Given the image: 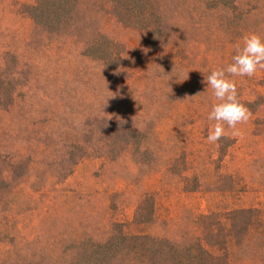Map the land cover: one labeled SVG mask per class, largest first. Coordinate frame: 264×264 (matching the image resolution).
Listing matches in <instances>:
<instances>
[{"label": "rangeland", "instance_id": "rangeland-1", "mask_svg": "<svg viewBox=\"0 0 264 264\" xmlns=\"http://www.w3.org/2000/svg\"><path fill=\"white\" fill-rule=\"evenodd\" d=\"M35 3L0 0V264H88L121 226L184 246L229 213V264H264V70L232 77L251 117L216 144L203 83L264 39V0H148L122 23L84 0L54 32Z\"/></svg>", "mask_w": 264, "mask_h": 264}, {"label": "trees", "instance_id": "trees-1", "mask_svg": "<svg viewBox=\"0 0 264 264\" xmlns=\"http://www.w3.org/2000/svg\"><path fill=\"white\" fill-rule=\"evenodd\" d=\"M99 1L111 5L114 12L112 13L122 23L126 22L125 18L129 13L137 14V9L134 8L136 3L141 5L143 2L147 3L148 0ZM83 2L84 0H36L35 5L29 8V14L38 25L54 32L68 24H72L74 15L81 11ZM138 10L139 15L145 12L140 8ZM143 18L146 19V17ZM225 220L229 224L225 223L223 226L218 224L210 227V229L206 228L203 230L200 239L184 246L168 239H159L144 234L139 229L135 232L131 231V228L124 230V226H121L118 230L119 236H114L102 244L90 245L85 249L83 248V250L88 252L86 254L89 259L88 264H96V261L103 259V257L105 259L110 257L121 245H124L125 250L132 255L133 262L137 264H229L227 254L230 239L228 237H234L238 225H235L233 213H229ZM222 230L227 232L225 240L222 243L212 242L210 238L217 237ZM75 264L86 263L79 261Z\"/></svg>", "mask_w": 264, "mask_h": 264}, {"label": "clouds", "instance_id": "clouds-1", "mask_svg": "<svg viewBox=\"0 0 264 264\" xmlns=\"http://www.w3.org/2000/svg\"><path fill=\"white\" fill-rule=\"evenodd\" d=\"M241 44L236 45V54L232 63L224 68L212 70L210 74H203L206 92L212 91L217 103H214L208 115L209 121H214L209 128L207 141L216 144L226 134V128L232 130L233 136H241L239 125L246 124L251 112L240 101L237 85L232 77H248L264 70V39L256 33H249L242 37ZM200 95V94H199Z\"/></svg>", "mask_w": 264, "mask_h": 264}]
</instances>
